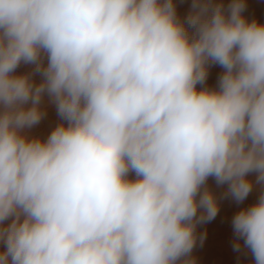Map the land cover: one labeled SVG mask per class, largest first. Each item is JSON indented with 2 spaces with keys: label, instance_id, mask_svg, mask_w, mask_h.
<instances>
[{
  "label": "clouds",
  "instance_id": "1",
  "mask_svg": "<svg viewBox=\"0 0 264 264\" xmlns=\"http://www.w3.org/2000/svg\"><path fill=\"white\" fill-rule=\"evenodd\" d=\"M246 9L0 0V264H196L198 226L254 189L232 248L264 264V23Z\"/></svg>",
  "mask_w": 264,
  "mask_h": 264
},
{
  "label": "rangeland",
  "instance_id": "2",
  "mask_svg": "<svg viewBox=\"0 0 264 264\" xmlns=\"http://www.w3.org/2000/svg\"><path fill=\"white\" fill-rule=\"evenodd\" d=\"M251 1L255 2L257 0H249V2ZM217 2H221V0H217ZM222 2L225 4V0H222ZM178 14L181 17L186 15L182 13ZM214 67L215 66L210 69V72H213ZM28 70V66L21 65L17 71L25 72ZM57 122L58 117L55 108L53 106H49L46 117L40 122L39 125L31 130V133L33 135L46 137L52 128L55 127ZM209 184L216 191H221V189H216L215 182L213 180L210 179ZM257 196L258 191L254 189V191L249 194L248 198L239 205L231 199H223L220 203V211L216 218L211 222L198 226V234L204 233L205 236L203 243L200 244L198 241L197 246L192 253L196 259V264H251V257L249 255L233 251V232L231 220L233 215L240 208L255 202Z\"/></svg>",
  "mask_w": 264,
  "mask_h": 264
},
{
  "label": "bare ground",
  "instance_id": "3",
  "mask_svg": "<svg viewBox=\"0 0 264 264\" xmlns=\"http://www.w3.org/2000/svg\"><path fill=\"white\" fill-rule=\"evenodd\" d=\"M229 2L230 0H225V4ZM175 3L177 5V12L186 14L190 8L191 0H175ZM246 4H247V9L245 15L249 19L254 18L259 22L264 23V0H257L255 2L252 1L249 2V0H246ZM220 70L221 69L218 66H215L213 72L209 71V77L207 81L209 86L215 85Z\"/></svg>",
  "mask_w": 264,
  "mask_h": 264
}]
</instances>
